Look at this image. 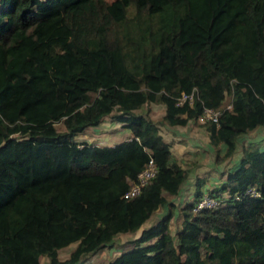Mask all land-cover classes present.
Wrapping results in <instances>:
<instances>
[{
    "label": "trees",
    "instance_id": "16d2710c",
    "mask_svg": "<svg viewBox=\"0 0 264 264\" xmlns=\"http://www.w3.org/2000/svg\"><path fill=\"white\" fill-rule=\"evenodd\" d=\"M206 108L220 109L202 123L215 161L264 127V0H0V264H87L163 205L107 264H264V148L243 146L218 186L203 191L198 177L169 230L163 192L177 194L188 169L159 124L196 122ZM106 118L131 137L75 139ZM149 159L155 175L125 198ZM203 192L222 204L193 211Z\"/></svg>",
    "mask_w": 264,
    "mask_h": 264
},
{
    "label": "rangeland",
    "instance_id": "374dc122",
    "mask_svg": "<svg viewBox=\"0 0 264 264\" xmlns=\"http://www.w3.org/2000/svg\"><path fill=\"white\" fill-rule=\"evenodd\" d=\"M229 103H230L229 102V95L227 94L226 99H225V106H227ZM142 111H143V109H142ZM161 111H162L161 105L156 104V103L155 104L152 103L150 105L149 115L151 118L158 120V121H161L160 120ZM113 123H118V122H113ZM202 123L203 122L198 120L196 122H193V125L194 126L195 125L196 126H202L203 125ZM115 125H113L111 122H109V120L106 118L103 122L100 123L101 128L99 127L97 129L96 126H89L83 132H81L78 135V138L80 140H87L88 142L95 143V144L96 143H102V138L105 135L116 133V132H117L116 133L117 139L123 138L124 137L123 133L125 131H123V129H121V128L114 129L115 127H118ZM57 126L59 129H62V126L60 124H58ZM159 127H160L161 133L163 132V134L168 133V130L170 129L166 124H162V123L159 124ZM198 138L201 139L202 136L198 135ZM103 139H105V138H103ZM204 141L205 140H203V142L201 143V148L198 147V152H199L198 157L199 158L197 160H202L203 163L206 164V169L208 170V172L203 174L204 175L203 177L205 179L208 177L209 174H211L210 173V167L212 166V164L215 165L214 166L215 168H216V166L220 165L219 169H222V172L227 170L228 166L231 163V160H233V157L236 159L241 155V149L243 146L249 145V146H253V147L264 148V127L258 126L255 129H253V130L247 132L246 134L240 136L238 138L236 152L230 158H225L222 161L221 160L215 161V159H216L215 150L213 151V156L210 155L209 152H207V154L205 152H203V149H207V146L204 143ZM218 148H219V153L222 154L224 151V144L221 143ZM201 149H202V152H201ZM209 161H210V163H209ZM193 162L194 161H190V163H188V164H193ZM232 164L233 165L231 167H229V169H232L237 165L235 161H233ZM188 167H189V165H188ZM216 172L219 173L218 170ZM187 194L189 195V193H186L185 195H187ZM192 198L189 196L188 197L184 196V198L181 201H178V199H177V202H176L177 203V205H176L177 209L174 212V215L172 217V222L170 223V227H169V230L173 234V236H175L177 230H179V228H178L179 222L182 225V222H181L182 217H181L179 211L183 206H185L187 203L192 201ZM153 218H155V219L157 218L156 214H153V216L149 220H146L143 223V225L141 226V228L149 227L151 224H153V220H152ZM141 228L139 230H141ZM133 238H135V233H130V232L117 233L115 236H113L112 243L110 246L103 247L102 249H100L96 253H93V254L89 253V254L83 255L82 261H84L87 264H107L110 260H112L114 257H116L122 250L129 248L131 246L129 242ZM76 245H77V243L74 242V243H71L70 245L60 249L58 251L59 258L60 259L67 258L69 256L70 252L76 247ZM40 262H41V264H47L48 258L46 256H41Z\"/></svg>",
    "mask_w": 264,
    "mask_h": 264
},
{
    "label": "crops",
    "instance_id": "0c3cea01",
    "mask_svg": "<svg viewBox=\"0 0 264 264\" xmlns=\"http://www.w3.org/2000/svg\"><path fill=\"white\" fill-rule=\"evenodd\" d=\"M155 104V103H153ZM162 106V111H161V116H160V120L162 118V115L164 114V106L162 104H159ZM158 121V120H157ZM110 122V121H109ZM113 125L118 126L115 127L114 129L117 128H121L123 129V131H125L123 133V138H116L117 135L116 133H112V134H108V135H103L105 139L102 138V143H96V145H100V146H112L118 142H121L122 140L128 139L131 137L132 132L131 130H129L128 128H125L122 126L121 123H113L111 122ZM109 124V123H108ZM166 124V123H165ZM170 129L168 130V133L163 134V132L161 133V135L163 136V138L165 140H167L168 142H170L171 144V152H172V160L177 161L180 165L184 166L185 168L188 169V176L187 179L181 184L177 194H168L167 192H163L164 195L166 196V198L168 199L169 202L175 204L174 208H173V214L175 212V210L177 209L176 205H177V199L178 201H181L184 196L186 197H193L194 198V192L195 188H196V184H197V178H202L204 180L203 185L200 187L201 190L205 191V189H211L215 186H218L223 180H224V176L223 174H221L222 169H219L220 165L216 166V168L214 167L215 165L212 164V166L210 167V173L208 175L207 178L204 179V173H207L208 170L206 169V164L203 163L202 160H197L198 157V147L201 148V143L204 141V143L207 146V149H203V152H205L207 154V152L210 153V155L213 156V151L215 150V147L209 142V138H208V133L205 129V127L202 126H194L193 125V121H189L186 125L184 126H180V125H168L166 124ZM101 128L100 124L98 126H96V128ZM198 135H201L202 138L199 139ZM75 139L77 141H82L78 138V135L75 137ZM120 140V141H119ZM91 143V142H90ZM95 144V143H92ZM260 148V147H257ZM202 152V149H201ZM211 157V156H210ZM240 157V156H239ZM238 157V158H239ZM238 158H234L233 160H231L230 165L228 166L231 167L233 164V161H237ZM190 161H194L193 164H188L190 163ZM211 161V160H210ZM209 161V163H210ZM189 165V167H188ZM219 171V173H217L216 171ZM228 170V169H227ZM227 170L223 171L226 172ZM196 175V176H195ZM185 190V191H184ZM186 193H189V195H185ZM192 198V200H193ZM168 206L167 205H163L160 206L153 214H156L157 218H153V224L166 212ZM153 214L151 215V217L153 216ZM150 217V218H151ZM149 218V219H150ZM172 222V219H171ZM146 228V227H144ZM179 229L181 228V223L179 222ZM142 229V228H141ZM141 230H138L135 232V237H137L139 235Z\"/></svg>",
    "mask_w": 264,
    "mask_h": 264
},
{
    "label": "built area",
    "instance_id": "2783aa9c",
    "mask_svg": "<svg viewBox=\"0 0 264 264\" xmlns=\"http://www.w3.org/2000/svg\"><path fill=\"white\" fill-rule=\"evenodd\" d=\"M191 99V96H189ZM187 98V95H182L179 100V103L184 101ZM226 108H231V104L229 103ZM220 113V109H211L206 108L199 116L198 120L205 123L207 121H218V116ZM157 168L154 162L149 159L144 168L138 174L137 182L132 183L129 189L125 192L124 197L129 198L140 192V189L143 185L147 184L148 181L155 175ZM249 192L254 193V190L251 189ZM226 195V194H224ZM237 198V195L234 197ZM192 210L197 212L202 209H216L222 204V200L219 197L213 196L208 192H203L201 196L193 202Z\"/></svg>",
    "mask_w": 264,
    "mask_h": 264
}]
</instances>
